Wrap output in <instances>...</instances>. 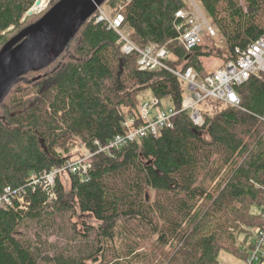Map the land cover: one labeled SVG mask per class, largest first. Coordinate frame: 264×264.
Returning <instances> with one entry per match:
<instances>
[{
    "label": "trees",
    "instance_id": "obj_1",
    "mask_svg": "<svg viewBox=\"0 0 264 264\" xmlns=\"http://www.w3.org/2000/svg\"><path fill=\"white\" fill-rule=\"evenodd\" d=\"M199 1L225 49L206 43L209 34L191 53L179 44L176 13L187 7L186 0H107L103 7L124 15L122 29H131L138 47H166L168 67H192L204 78L209 57L236 61L237 48L264 35V0ZM35 2L0 0V51L42 18L26 16ZM119 40L92 16L54 64L21 78L0 105V192L25 188L29 203L26 210L0 211V264H221V251L247 260L240 235L246 244L252 231L264 228V77L236 88L241 109L225 106L205 115L200 134L189 114L180 112L173 128L134 141L113 157L96 155L88 180L69 174L66 188L59 177L57 201L46 203L45 193L30 187L32 175L72 159L65 155L76 142L93 150L96 140L126 134L128 118L144 124L143 92L181 109L183 82L166 69L139 70L140 54L124 55ZM50 208L91 214L102 225V237L122 234L128 252L107 256L103 246L97 255L105 256H39L46 242L22 240L17 232L25 223L50 220ZM149 241L151 252H137Z\"/></svg>",
    "mask_w": 264,
    "mask_h": 264
},
{
    "label": "built area",
    "instance_id": "obj_2",
    "mask_svg": "<svg viewBox=\"0 0 264 264\" xmlns=\"http://www.w3.org/2000/svg\"><path fill=\"white\" fill-rule=\"evenodd\" d=\"M186 1L188 6L176 13L178 21L175 24V28L178 32L177 41L188 53H191L201 43L204 33L216 38L217 32L204 16L195 0ZM45 2L41 0L38 7L36 5L32 7L35 14L44 10L48 1ZM93 16L97 22H104L109 29L120 35L121 52L124 55H130L134 52L140 54L138 59L139 70L166 69L170 71L183 82L185 95L180 110H176L172 106L167 110L160 109L161 100L152 96L153 100L146 104H140L139 107L140 118L144 124L136 126L137 120L128 118L123 123V127L128 128L126 134L117 135L105 143L96 140L93 143V150L89 149L86 154L69 159L53 169L32 175L29 179L30 187L34 191L39 189L44 192L46 203L48 204L58 200L57 184L59 177L63 178L69 174H74L78 175L82 181L88 180L92 159L96 155L104 154L108 157H113L116 151L125 148L134 141L149 136H157L161 131L173 128L174 119L180 112H187L194 128L201 129L205 125V114L198 108L202 102L216 99L224 103L225 106L241 109V99L236 88L249 81L252 77H264V35L247 48H237L238 59L236 61L225 62L216 69H211L202 78L192 67L185 72L168 67L166 60L171 58V54L166 47L151 45L146 48H140L133 43L130 34L125 33V29H122L125 17L121 12L101 6ZM260 119L264 123V117H260ZM26 196L25 188L13 189L9 186L5 187L0 192V211L5 209L26 210L29 204ZM262 218L264 221V211ZM252 235L254 239L243 246L242 252L248 256L244 264H263L264 228L252 231Z\"/></svg>",
    "mask_w": 264,
    "mask_h": 264
},
{
    "label": "rangeland",
    "instance_id": "obj_3",
    "mask_svg": "<svg viewBox=\"0 0 264 264\" xmlns=\"http://www.w3.org/2000/svg\"><path fill=\"white\" fill-rule=\"evenodd\" d=\"M53 1L54 0H48L44 10L41 13L35 14V18L37 19L42 15L44 16L50 10L51 3ZM128 1L129 0H127V3ZM195 2L198 4L204 16L208 18L210 23H212V19L207 16L201 2L199 0H195ZM123 6L124 3L122 2L120 7ZM28 22H30V20ZM213 27L217 32V37H206L205 41L216 49L223 50L226 47V41L223 38L221 32H219V30L214 25ZM125 33H129L131 35L132 31L130 28L126 27ZM212 62L214 63L211 65ZM225 62L226 61L220 57H209L206 60L205 65H203L204 73L206 74L207 72L211 71V69H216ZM152 96L153 95L151 91L143 92L139 96L140 104L142 105L143 103L146 104L150 102L151 100H153ZM170 106L171 102L169 100H164L161 101L160 109L167 110ZM198 108L203 114L212 117L222 111L225 108V105L221 101L210 99L208 101L202 102L198 106ZM87 152L88 149L80 141H78L75 143L70 152L65 156L66 158H77V156H81L83 154H86ZM63 181L66 184V188H68V177L64 176ZM50 211L53 212V215L51 216L52 218L50 220H45L41 224H35L33 222L25 223L23 224V226L19 227V230L17 232V237L22 240L28 239L31 240L32 243L36 242L35 244L38 245H41L37 243L38 240H44L46 242V246H44L40 251L38 250L39 256L45 258H53L55 256H105L103 254L97 255L99 248H102L103 246H107L105 250L107 256H113L116 250H121L122 253L128 252V250L126 249V245L124 244V238L122 234L117 235L114 240H111L113 237H102L100 235V232L102 231V225L91 214H83L80 213L79 210H77V213H73L70 210L67 212H59L57 211V208H55V211L53 208H50ZM253 212L255 214H259L261 210L257 207H253ZM250 230L251 229H248L249 232ZM244 235L245 234L240 235L239 238L241 241ZM253 239L254 236L251 234V236L248 238V241H252ZM241 241L239 245L241 247V250H243L244 244ZM153 249L154 242L149 241L145 244L143 243V246L140 247L137 252H151ZM102 259L104 260L105 258L102 257ZM219 261L221 262V264H244V261L241 258L236 257L226 251H221L219 255Z\"/></svg>",
    "mask_w": 264,
    "mask_h": 264
},
{
    "label": "water",
    "instance_id": "obj_4",
    "mask_svg": "<svg viewBox=\"0 0 264 264\" xmlns=\"http://www.w3.org/2000/svg\"><path fill=\"white\" fill-rule=\"evenodd\" d=\"M106 2L60 0L40 20L14 36L0 51V105L21 78L54 64L84 24ZM40 3L41 0H36V7ZM33 15L35 11L31 8L26 16ZM194 132L200 134L198 129ZM41 144L47 150L43 139Z\"/></svg>",
    "mask_w": 264,
    "mask_h": 264
},
{
    "label": "bare ground",
    "instance_id": "obj_5",
    "mask_svg": "<svg viewBox=\"0 0 264 264\" xmlns=\"http://www.w3.org/2000/svg\"><path fill=\"white\" fill-rule=\"evenodd\" d=\"M43 2H45V1H48V0H42ZM46 3V2H45ZM45 6V5H44ZM44 6H43V8H44ZM99 9V8H98ZM123 27V26H122ZM129 34V33H128ZM168 66V65H167ZM256 77V76H255Z\"/></svg>",
    "mask_w": 264,
    "mask_h": 264
}]
</instances>
